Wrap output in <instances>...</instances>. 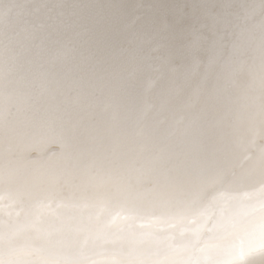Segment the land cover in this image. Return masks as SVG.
<instances>
[{
	"label": "bare ground",
	"instance_id": "6f19581e",
	"mask_svg": "<svg viewBox=\"0 0 264 264\" xmlns=\"http://www.w3.org/2000/svg\"><path fill=\"white\" fill-rule=\"evenodd\" d=\"M0 10L5 259L203 264L239 245L264 199L261 0Z\"/></svg>",
	"mask_w": 264,
	"mask_h": 264
},
{
	"label": "snow or ice",
	"instance_id": "6c2138e0",
	"mask_svg": "<svg viewBox=\"0 0 264 264\" xmlns=\"http://www.w3.org/2000/svg\"><path fill=\"white\" fill-rule=\"evenodd\" d=\"M103 7V6H101ZM118 7H124L120 5ZM212 7H215L214 5ZM226 8L227 6H221ZM261 9L264 11V0H261ZM5 13L0 10V16ZM184 15H176L171 20V25L181 27L185 24ZM195 23H199L195 19ZM258 212V217L243 228V234L238 246H205L198 249L199 253L205 257L203 264H264V199H261L258 207L252 210ZM4 237L0 236V264H26V262L13 258L15 253L11 248L8 252V259H5L2 246ZM9 245L11 239L8 240ZM215 256V259L211 257ZM175 264H202L199 258L176 261Z\"/></svg>",
	"mask_w": 264,
	"mask_h": 264
}]
</instances>
